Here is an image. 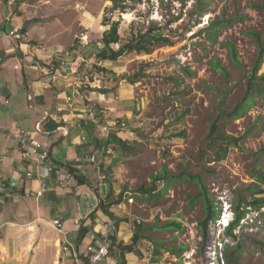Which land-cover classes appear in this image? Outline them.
Listing matches in <instances>:
<instances>
[{"label":"rangeland","instance_id":"rangeland-1","mask_svg":"<svg viewBox=\"0 0 264 264\" xmlns=\"http://www.w3.org/2000/svg\"><path fill=\"white\" fill-rule=\"evenodd\" d=\"M203 1L207 2V12L199 16L197 11ZM249 1L259 3L264 0H143L136 10L122 15H111L105 11L111 5L109 0L1 1L6 8L5 13L12 14L13 26L24 17H46L47 23H40L32 29L33 37L39 38L37 35L40 30L51 36L53 30L60 29V52L56 48L55 54L62 57L67 54L73 61L79 56L81 59H90L92 54L96 55L98 43L107 29L102 26L105 16L114 21L120 20L122 43L129 41L137 29L150 26L151 22L172 41L171 46H157L149 55L131 53L116 62H107L108 68L94 64L86 68V62L81 63L84 66L82 72L88 79L99 75L101 85L107 82L113 97L120 81L132 86L134 103L137 105L129 119L113 115L127 123V131L121 134L126 147L121 149L110 145L112 154H103L108 161L112 159L113 167L104 166L101 162L108 193L102 201L98 199L99 202L110 205L111 212L123 218L124 213L116 206L128 193L133 203H125V206L141 219L145 227L171 220H180L184 226L183 232L145 230L143 235L152 240L143 241L138 247L148 255L146 260H150V263L146 261L145 264L178 263L179 257L174 256V260L171 254L168 258L169 253H165L163 248L172 249L179 245L188 248L192 236L186 225L198 233V222L204 216L200 200L191 204V197L199 193L198 185L187 178L171 180L161 193L159 191L164 189L166 182L160 180L155 195L139 191L141 187H149L152 178L160 175L162 170L172 176H200L221 210L220 219L229 222L232 221L233 208L239 198L250 201L247 187L254 183L253 176L257 173L264 175V153H256L264 148V100L256 97L253 106L245 110L241 118L225 115L244 97L245 78L249 76L256 59L255 42L246 33L264 36V14L249 8ZM58 5L60 12L56 13L55 7ZM20 6L25 13L23 16L18 11ZM55 16L60 17V20L54 21ZM222 18L234 22L227 24L218 42L212 44L207 40L204 30L216 19ZM224 43L235 44L241 65L231 61ZM214 61L225 68L227 75L213 68ZM14 62L9 58L4 66L9 76L5 81L11 80L7 86L15 97L14 102L18 103L16 97L23 90V76L20 71L13 70ZM259 74H264V63ZM123 77L132 79L134 84L122 80ZM0 87H4L3 79H0ZM22 93L25 96V92ZM23 99L22 105L27 106L26 97ZM222 99L224 102L221 105ZM3 100L0 98V111ZM104 121L103 115H100L97 122L103 124ZM213 124L215 133L211 135ZM223 136L236 140L244 138L236 141V145H226L220 139ZM218 152L221 153L219 158L216 155ZM96 191L100 192L99 189ZM106 191L104 189V194ZM263 220L264 209L251 212L243 222L241 235L245 241L246 254L242 264H264V250L252 242L253 239L264 241ZM84 221H80V225ZM215 228L217 223L210 226V238L201 252L200 235L197 234L195 243L198 251L192 264H216L218 255L215 259L207 246L214 236ZM43 229L48 230L49 234H56L52 229L44 226ZM6 231V227L1 230L3 234ZM4 238L3 245L12 250L7 236ZM129 240L125 243L129 244ZM152 247L156 249L155 253L162 251L164 256L157 259L153 256ZM50 255L49 249L38 251L34 264H49ZM79 257L83 258V254H79ZM133 257L129 255L130 264ZM180 260L183 264L184 259ZM2 263L10 264L1 259ZM218 263L222 264L220 258Z\"/></svg>","mask_w":264,"mask_h":264},{"label":"crops","instance_id":"crops-1","mask_svg":"<svg viewBox=\"0 0 264 264\" xmlns=\"http://www.w3.org/2000/svg\"><path fill=\"white\" fill-rule=\"evenodd\" d=\"M1 1L0 79H3L4 87H0V98L4 99V104L0 111V183L16 180L22 185V190L10 194L0 193V221H3L0 224V264L1 259L10 264H34L38 251L42 249L51 252L49 264H74L72 252L83 254L86 247H96L103 224H114L97 209L100 203L98 199L102 201L108 193V184L105 180L106 186L101 190L98 188L100 179L89 157L97 155L104 166H112V159L108 161L107 157H103L104 143L108 137L103 135L101 127L108 119L117 118L114 116L127 119L133 116L137 105L134 103L132 86L120 81L113 97L111 87L107 82L101 85L99 75L88 79L82 72V61L86 62V68L92 64L108 68L107 62L96 61L94 54L90 59H81L79 56L74 61L67 54L65 57L55 54L56 48L60 52V29L53 30L51 36L40 30L37 35L39 38H34L32 29L35 25L47 23L46 17H21V22L13 26L11 21L5 23L4 18L11 15L12 20V14L5 13L6 8ZM55 10L56 13L60 12V6L55 7ZM18 11L20 16L25 14L22 6ZM57 19L60 20V17L55 16L54 21ZM22 28L25 29L23 39L7 36L9 30L17 29L21 32ZM96 49H100L99 43ZM9 58L16 61L13 70L20 71L23 76V90L16 97L18 103L14 102L15 97L7 86L11 80L5 81L9 76L4 66ZM102 90L108 92H99ZM22 92H25V96ZM24 97L27 106L22 105ZM100 115L105 119L103 124L97 122ZM19 130H23L25 136L20 138ZM122 133L111 134L121 139ZM32 144L37 145L39 151L46 152L51 163L68 171V168L74 169V172L70 171L73 179L58 186L55 176L46 179L37 177L41 172L37 169L39 165L33 159L23 160L20 156L24 148H32ZM29 171L34 173V178L25 181V174ZM74 174L84 179L85 184L78 183ZM42 183L46 185V191L41 198L27 199L22 195L27 190L40 189ZM104 189L107 190L105 194ZM119 211L127 216L125 211ZM118 217L122 218L121 215ZM77 219L85 221L77 226ZM54 220L62 223V232L52 226ZM43 226L54 230L56 234H49ZM80 226L87 227L88 232L78 246ZM127 226V221L115 226L116 237L126 243L132 234ZM5 227L7 231L3 234L1 230ZM5 236L12 250L3 245ZM65 242L68 243V251H64ZM155 250H152L153 256L157 259L164 256L162 251L155 253ZM98 264L114 263L107 259ZM131 264L144 262L134 256Z\"/></svg>","mask_w":264,"mask_h":264},{"label":"trees","instance_id":"trees-1","mask_svg":"<svg viewBox=\"0 0 264 264\" xmlns=\"http://www.w3.org/2000/svg\"><path fill=\"white\" fill-rule=\"evenodd\" d=\"M111 5L109 8H106L105 11L113 14H126L128 12L136 10V7L142 5L143 0H109ZM249 8L254 11L264 14V1L255 3L253 1L248 2ZM207 2L203 1L198 9L197 13L199 16H203L207 11ZM236 20V19H235ZM234 22L232 19H216L210 26L204 30L206 33L207 40L215 44L218 42L220 33L223 29L226 28L227 24ZM102 26L107 27L103 32L102 38L100 40V49L97 51L95 58L96 61L101 62H116L120 57L128 55L131 53L149 55L152 53L153 49L157 46H171L172 41L168 36H164L161 32V28L155 26L153 22L150 23V26L147 28H139L135 33L130 37V40L126 43H122V37L120 36V20L114 21L108 19L106 16L103 18ZM21 32L24 33L25 29H21ZM255 42L257 53L256 59L253 67L250 69L249 76L245 78L246 81V91L244 97L235 105L232 111L226 112L227 117L234 119L241 118L244 114V111L251 108L254 104V99L256 97L264 100V74H259L261 67L264 63V36H260L254 32H247ZM229 53L231 61L236 65H241L238 60V53L234 43H224ZM116 47V48H115ZM213 68L217 69L219 72H222L224 75H227L225 68L218 62H213ZM122 80H127L129 84H134L132 79H127L123 77ZM101 93H107L108 91H99ZM224 99L221 100V105L223 104ZM215 133V125H212L210 134ZM183 136L185 133H182ZM244 137L236 140L234 137L223 136L220 137L222 142L226 145H236V141L242 140ZM110 145L114 147H119L125 149L126 143L121 139L117 138L116 135L110 134L104 143V147L107 148ZM221 152V150H220ZM216 153L217 157L221 156V153ZM257 154H263L264 148L259 149ZM70 171L74 172V169L68 168ZM75 179L80 184H85L84 179L79 178L74 174ZM181 178H187L190 182H196L199 188V193L191 197V204L196 203L198 200L202 202V209L204 212L203 218L198 222V231L199 235L202 238V243L200 245L199 251L204 248L207 240L210 238V226L215 224L220 218L221 210L218 209L215 200L210 195L208 188L200 176L193 175H180L172 176L169 175L166 170H162V173L158 176H154L152 183L149 187H141L140 192H152L156 191V181L165 180L166 185L163 190L159 192H164L171 180H180ZM254 183L247 187V190L250 192V201H245L243 198H239L238 203L234 205L233 208V218L230 222L228 228L225 230V234L230 237L235 244H225L222 250V259L224 264H242L243 256L246 254L245 241L243 240V235H241L242 229L244 228L241 225V222L248 216L251 212H259L264 209V175L262 173H257L253 176ZM155 195V194H154ZM109 196H107V200ZM98 209L106 215L110 220H112L115 226H118L119 223L125 222L126 217H118L113 212L110 211V205L99 203ZM264 222V220H263ZM240 227L239 235H235L234 231ZM145 230L152 231H168V232H183L184 227L178 221L171 220L161 225L157 223L151 225L149 228L145 227L142 223L135 224L131 237L130 243L126 244L124 241L118 240L116 235H111L109 237V249H108V259H110L114 264H129L127 260V255L133 254L139 261L146 262V257L142 251L138 248L140 243L143 241H150L146 235H143ZM88 232L87 227L80 226L78 230L77 245L81 244V241L85 239ZM255 245L260 246L264 250V241L254 240L252 241ZM153 246V245H151ZM187 249L184 245H179L175 248H163L165 253L173 254L180 258V255L185 252ZM150 250H148L149 253ZM110 256V257H109ZM176 264H182L179 260Z\"/></svg>","mask_w":264,"mask_h":264},{"label":"built area","instance_id":"built-area-1","mask_svg":"<svg viewBox=\"0 0 264 264\" xmlns=\"http://www.w3.org/2000/svg\"><path fill=\"white\" fill-rule=\"evenodd\" d=\"M4 20H5V23L10 22L11 15L5 17ZM7 36L9 38H16V37H20L21 39L24 38L23 33L20 34V31L17 29L9 30L7 32ZM91 116L93 115L91 114ZM93 117L95 118V116ZM127 127L128 126L125 120L120 119V118H113V119H108L104 123V125L101 127V132L103 133L104 136L108 137L111 133L127 131ZM36 130H38V126H36ZM18 136L20 138L25 136V132L23 130H19ZM38 148L39 147L37 145L32 144V148H27V149L24 148V151H22L20 155L21 159L23 160L33 159L36 162V164L39 165L37 169L38 171L41 170V172L37 174V177H39L40 179H46L48 177L55 176L58 181V186H62L65 182H68L71 179H73V175L70 171L60 167L59 165L51 163L49 161L48 154L46 152L39 151ZM103 154H105L106 156H109L112 154V150L110 146L103 150ZM89 162L90 164L94 165L95 171L97 175L99 176L100 183L98 185V188L101 190L103 187L106 186V183H105L106 176L102 169L101 161L98 159L97 155H92L89 157ZM33 178H34L33 172L29 171L25 174V181H31L33 180ZM159 183L160 181H157L155 185ZM20 190H22V185L16 180H9V181H4L0 183V193L2 194H10L11 192L20 191ZM45 191H46V185L42 183L40 189L27 190L23 192L22 195L27 199L37 200L42 197ZM152 193L154 194L155 191H152ZM125 203H128V204L133 203L132 197H130V194L128 193H126L123 196L122 202L118 203L116 208L118 210H122L126 212L128 231L129 233H132L134 225L141 224L142 221L141 219H139L138 217H136L135 215H133L131 212L127 210ZM80 220L81 219H77L75 221V224L77 226H79ZM244 220L241 222V225H243ZM176 221L180 222L183 226L182 221L180 220H176ZM216 223H217V228L214 229V232H213L214 236L211 238V240L209 241V245L207 246H209L208 248L209 252L210 251L212 252V255L215 259H216V256L218 255L216 264H220L218 263V258H220V261L222 262V264H224L223 259H222L223 247L225 244L233 245L235 244V242L225 234V230L226 228H228L230 222L226 221L225 219L219 218V220H217ZM52 226L58 231H61V232L63 231V225L59 220H54L52 222ZM186 228L187 230H191L192 241L189 243V247L185 250V252H183L179 260L183 258L184 259L183 264H192L194 261V256L197 254V251H198L195 241L197 240L196 237L199 231L198 233L193 231V228L190 229L188 225H186ZM239 230H240V227H238L237 230L234 231V234L238 236ZM111 235H116L115 226L112 222H106L102 226V233L99 239V244L96 247H94L93 245L86 247L83 253V258L79 257V254L77 252L75 251L72 252V258H73L74 264H98L101 261L107 260L108 259V249H109V237ZM198 240H200L202 243L201 237ZM206 243H208V240ZM68 250H69L68 243L65 242L64 251H68ZM169 255L171 256V254H168L167 256L168 258H170ZM174 256L175 255H172V257L175 260ZM147 262L150 263V260H148Z\"/></svg>","mask_w":264,"mask_h":264}]
</instances>
